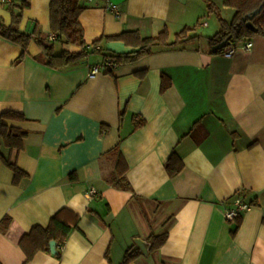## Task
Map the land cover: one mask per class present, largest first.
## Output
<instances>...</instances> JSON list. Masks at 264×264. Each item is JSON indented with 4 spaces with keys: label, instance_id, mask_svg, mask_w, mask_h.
<instances>
[{
    "label": "crops",
    "instance_id": "1",
    "mask_svg": "<svg viewBox=\"0 0 264 264\" xmlns=\"http://www.w3.org/2000/svg\"><path fill=\"white\" fill-rule=\"evenodd\" d=\"M50 1L30 0L20 30L33 35L38 27L56 54L84 51L47 42ZM209 1L233 19L223 0ZM81 4L89 51L100 39L104 54L136 51L106 40L126 32L146 39L167 30L174 42L189 29L192 40L114 68L97 53L53 69L35 40L18 62L23 48L0 37V123L28 134L21 152L0 144L2 157L28 176L15 185L0 159V264H25L22 237L62 209L80 222L61 259L40 252L28 264H121L136 240L165 232L159 251L132 264H264V37L226 58L209 46L220 23L207 17L206 0ZM0 21H12L1 2ZM163 75L172 83L165 93ZM8 112L25 120L2 119ZM173 154L184 168L170 177ZM239 197L258 205L230 223L226 211Z\"/></svg>",
    "mask_w": 264,
    "mask_h": 264
},
{
    "label": "trees",
    "instance_id": "2",
    "mask_svg": "<svg viewBox=\"0 0 264 264\" xmlns=\"http://www.w3.org/2000/svg\"><path fill=\"white\" fill-rule=\"evenodd\" d=\"M206 2L209 12L215 13L220 23V31L214 37L208 39L211 48L221 44L227 39L230 40L229 46H231L252 41V39L257 36L264 37V0H223L224 7L235 10V15L230 22L222 18L220 10L213 3L209 0H206ZM5 6L11 13L12 21L9 26H5L0 21V37L23 48L24 52L18 62L24 59L29 44L35 40L41 49L42 62L53 69H66L76 63L84 61L89 55L97 53L103 54L110 66L114 68L123 64L136 62L151 55L156 49L166 50L177 48L192 40V38H189V33L191 32L189 29H185L176 35L174 42H170V34L167 30L161 32L156 37L146 39L142 38L138 32H126L118 36L108 37L106 40L109 42H122L127 47L137 49L136 51L125 54H104L103 50L100 48L103 39L93 42L91 45L93 50L89 51L85 40L84 27L81 23V17L85 11V8L81 4V0H51V33L58 35V42L84 49V51L81 52L63 50L60 54H56L54 45L46 46L42 43V36L38 27L35 28L33 35H28L20 30L24 12L31 7L30 0H21V5L9 4ZM260 8H262L260 13L251 21L255 29L253 30L248 27L249 20L245 21L244 19ZM224 51L225 49L217 52V54H221ZM143 76L144 75L141 74V77ZM171 84L170 79L163 75L161 92L165 93L171 87ZM1 118L19 121L25 120L24 116L15 112L5 113ZM103 128L105 129L107 127L103 126ZM27 137V133L0 123V144L11 151L21 152L24 149V142ZM117 151L119 152L118 149ZM0 159L13 171L15 185H19L24 178L28 177L27 174L20 170L11 160L5 159L1 154ZM121 161L124 162L122 157ZM183 168L184 164L176 154H173L166 164V171L170 177L178 175ZM72 179L73 178H71V180ZM123 180L122 178L121 181ZM247 204L250 207L258 205L256 202ZM239 221L238 219V222ZM79 222L80 217L78 215L72 213L68 209H62L51 218L47 228H42L40 226L34 227L28 234L23 236L19 242L26 256L25 264L33 261L35 256L40 252L51 254L50 243L53 241L57 243V254L54 256L57 259H61L62 249L70 234L78 229ZM9 225L10 219L6 218L2 221V226L5 230L8 229ZM168 238V232L160 235L151 234L147 239L148 246H150V254L159 251L166 244ZM142 256L143 252L138 247L130 248L125 253L121 264H132ZM107 258H109L108 255Z\"/></svg>",
    "mask_w": 264,
    "mask_h": 264
},
{
    "label": "built area",
    "instance_id": "3",
    "mask_svg": "<svg viewBox=\"0 0 264 264\" xmlns=\"http://www.w3.org/2000/svg\"><path fill=\"white\" fill-rule=\"evenodd\" d=\"M0 2L4 5H9V4L18 5V0H0ZM109 8L113 12H115L117 15H119V13L116 10L117 8L115 6L110 5ZM58 41H59V37L58 35L54 33H50L47 37V42L50 44L57 43ZM252 47H253L252 41H247L241 45H231L225 49L223 55L226 58H231L237 51L241 50L244 52H249L252 50ZM100 71H101V67L96 66V67H93L91 74L95 75L99 73ZM249 208L250 206L244 202L243 198L241 197L236 198L234 200L233 207L229 209L228 211H226V214H225L226 221L230 223L235 222L236 220L240 218V216L243 213L248 211Z\"/></svg>",
    "mask_w": 264,
    "mask_h": 264
},
{
    "label": "water",
    "instance_id": "4",
    "mask_svg": "<svg viewBox=\"0 0 264 264\" xmlns=\"http://www.w3.org/2000/svg\"><path fill=\"white\" fill-rule=\"evenodd\" d=\"M262 8H260L259 10L254 11L252 14L248 15L244 20L247 21L249 20L248 23V27L254 29V26L252 25L251 21L254 19L255 16H257ZM230 45V40L227 39L224 42H222L221 44L213 47V52L217 53L219 51L224 50L227 46ZM136 245L137 247L143 252V255L148 256L149 255V251H150V246H148L147 241L144 240H136ZM50 251L52 255H56L57 254V243L55 241L50 243Z\"/></svg>",
    "mask_w": 264,
    "mask_h": 264
},
{
    "label": "rangeland",
    "instance_id": "5",
    "mask_svg": "<svg viewBox=\"0 0 264 264\" xmlns=\"http://www.w3.org/2000/svg\"><path fill=\"white\" fill-rule=\"evenodd\" d=\"M206 15H207V17L213 16L214 18H216L215 13H214V14H213V13H210L209 10H207ZM59 46H62V45H61V42H59V43L56 45V47H59Z\"/></svg>",
    "mask_w": 264,
    "mask_h": 264
}]
</instances>
